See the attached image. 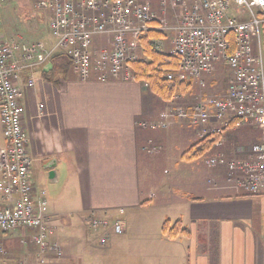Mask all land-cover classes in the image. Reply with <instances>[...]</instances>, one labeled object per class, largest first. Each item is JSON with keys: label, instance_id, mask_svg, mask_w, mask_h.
Instances as JSON below:
<instances>
[{"label": "crops", "instance_id": "obj_1", "mask_svg": "<svg viewBox=\"0 0 264 264\" xmlns=\"http://www.w3.org/2000/svg\"><path fill=\"white\" fill-rule=\"evenodd\" d=\"M23 3L27 12H20L17 25L1 28L0 18L3 39L47 48L50 12ZM217 72L214 67L192 86L201 88ZM17 85L34 195L46 202L51 238L62 255L42 252L27 230L16 229L0 232V264H264V192L248 194L228 180L225 167L204 163L235 153L234 145L217 148L230 146L229 136L235 135V145L249 146L264 140L261 130L257 135L246 125L223 127L210 156L185 161L182 153L217 124L175 120L167 128H150L169 106L143 82L83 81L70 60L58 55L24 72ZM204 165L213 170L205 172ZM90 212L120 221L123 232L91 230L85 221ZM166 218L180 220L190 234L170 239L161 231Z\"/></svg>", "mask_w": 264, "mask_h": 264}, {"label": "built area", "instance_id": "obj_2", "mask_svg": "<svg viewBox=\"0 0 264 264\" xmlns=\"http://www.w3.org/2000/svg\"><path fill=\"white\" fill-rule=\"evenodd\" d=\"M37 7L51 14L52 43L47 48L8 41L0 33V232L27 230L30 242L42 252L62 255L60 245L51 238L46 202L34 195L17 85L24 72L45 65L54 56L68 58L83 81L131 80L130 63L139 58L135 42L151 29L169 33V53L178 58L179 65L167 78L200 80L222 61L230 73L227 91L192 107H172L149 127L167 128L174 120L201 127L215 122L218 127L204 129L203 134L244 125L264 134V0H40ZM230 35L234 50L229 54ZM103 37L108 45L95 48V39ZM161 46L157 42V48ZM204 163L210 168L225 167L228 180L248 194L264 192V140L238 148L231 156L216 154ZM85 221L91 230L123 232L120 221L95 212Z\"/></svg>", "mask_w": 264, "mask_h": 264}, {"label": "trees", "instance_id": "obj_3", "mask_svg": "<svg viewBox=\"0 0 264 264\" xmlns=\"http://www.w3.org/2000/svg\"><path fill=\"white\" fill-rule=\"evenodd\" d=\"M167 35L157 29H151L139 38L142 49V57L130 63L133 79L147 84L149 90L164 101H169L175 95L189 94L192 90V81H181L177 78L169 80L167 74L174 73L178 69L179 60L171 55L169 50L163 48V40ZM161 41V48H157V42ZM234 50L232 35L229 36L228 53ZM221 138L220 132L208 133L192 143L181 155L185 161H191L202 157L210 151ZM192 201H200L194 196H187ZM161 231L170 239L178 236H188L190 231L184 227L180 220L172 223L166 218ZM216 251V250H214Z\"/></svg>", "mask_w": 264, "mask_h": 264}, {"label": "rangeland", "instance_id": "obj_4", "mask_svg": "<svg viewBox=\"0 0 264 264\" xmlns=\"http://www.w3.org/2000/svg\"><path fill=\"white\" fill-rule=\"evenodd\" d=\"M23 1L25 0H0V18H1V28L7 27L8 24H12V26L17 25V21L16 18L18 17V15L20 14L21 11H25V13L27 12V8L26 5H24ZM32 6V9L38 11H44L42 9H39L37 7V3L40 0H28ZM151 2H156L157 0H150ZM264 39V37H263ZM108 45V39L103 37L100 39H95L94 41V46L95 48H103L106 47ZM171 47V36L168 33L167 37L165 38V40H163V48L167 51L169 50V48ZM135 49H136V53L138 55L139 58L142 57V49L141 46L139 44V42H135ZM262 52H263V56H264V40L262 42ZM217 67L218 72H217V77L215 78L214 75L211 77V79H207L205 80V83L203 85H201L199 87H196L195 85L192 86V90L189 94H185V95H175L173 96L169 101H164L162 99H159L165 103H168V109L175 107V106H182V107H192L195 104H197L201 99L202 95H205V99L206 100H211L214 98H218L220 97L224 91L227 88V72H228V68L226 66V64L222 61L218 62L215 65V68ZM167 111V109L165 110ZM164 111V112H165ZM163 113V112H162ZM175 121V120H174ZM157 121H154L153 123H156ZM171 124V122H170ZM170 124L168 125V127L170 126ZM242 127V126H241ZM247 127V126H246ZM158 129V128H156ZM248 130H251L250 132L253 134H261L260 131L257 130V128L252 127V126H248L247 128ZM221 132V130L219 131ZM259 132V133H258ZM232 133V132H231ZM222 135V134H221ZM234 135V133L232 134ZM234 136L230 137V146H223V147H217L218 149H228V150H232L233 149V145L234 147H236V149L234 150V152L236 153L238 151L239 147H247V145L245 146H237L235 145V143H233L234 140ZM221 139V138H220ZM258 142H260V139L258 140ZM218 143V142H217ZM224 145V144H223ZM146 150H151V148H147ZM156 151V150H155ZM150 152V151H148ZM233 152V151H232ZM211 155V152H207L206 154H204L201 158H200V162H202V160L205 157H208ZM205 161V160H204ZM205 166V165H204ZM213 169L207 168L206 166L204 167V171L205 172H210ZM158 176L156 175V178ZM156 191V190H155ZM157 213V212H156ZM154 215V214H152Z\"/></svg>", "mask_w": 264, "mask_h": 264}]
</instances>
